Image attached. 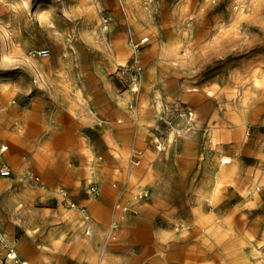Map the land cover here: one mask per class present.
<instances>
[{"label": "rangeland", "instance_id": "rangeland-1", "mask_svg": "<svg viewBox=\"0 0 264 264\" xmlns=\"http://www.w3.org/2000/svg\"><path fill=\"white\" fill-rule=\"evenodd\" d=\"M145 93L153 108L137 120L127 112ZM43 136L38 168L24 156ZM19 142L25 171L2 176L0 163L16 190H0V230L16 245L0 243V264L11 247L30 264H89L86 246L97 264H264V0H0V147ZM222 155L237 165L230 181L216 175ZM218 206L219 237L197 223ZM158 216L171 224L162 237L142 221Z\"/></svg>", "mask_w": 264, "mask_h": 264}, {"label": "bare ground", "instance_id": "bare-ground-1", "mask_svg": "<svg viewBox=\"0 0 264 264\" xmlns=\"http://www.w3.org/2000/svg\"><path fill=\"white\" fill-rule=\"evenodd\" d=\"M146 20H148V18H147V16H144L143 22H146ZM136 26H137L136 30L138 32L143 31L142 30V26H143L142 23H139V24L137 23ZM161 44H162V53L166 52L167 50L175 49V47L178 46L176 39H172V42H168V41L164 42V40H162ZM123 51H124V53H123L124 56L127 55L131 59L133 64L136 63V59L133 58L132 52L127 48L126 45H125ZM44 64H47V63H45V61H44ZM156 70H157V67L155 66L154 68L148 69L146 74L149 76L154 75L156 73ZM140 86H141L140 81L137 79V77H134L131 81L132 92H137V93L140 92L141 91ZM117 100H118V103L121 105V101H120L121 99L119 98ZM151 108H153L152 102H151L148 94L145 93V94L140 95V99H139L137 109L136 110L132 109L133 111H129V112H127V114H129L130 116H132L138 120V119L144 118V113L149 111ZM1 109L6 110L7 104H4L1 107ZM119 122H122V120H120ZM232 123L237 128L236 131L234 132V135H235V137L238 138L243 133V125H241V120L238 118H234L232 120ZM216 133H218V132H216ZM199 134H200L199 130H197L195 128L191 129L189 131L187 141H185V142H187V143L192 142V140L194 138L198 137ZM44 139H45V136H43V145L40 146L38 149H36V151H33V152L30 150L26 151V152H32V157H35V158H33V161L31 164L33 166H37L38 168L43 167V161L45 160V156L47 155V152L49 151V146L47 143H45ZM178 142L179 141L177 139V132L175 130L170 132V135L168 138V144H171V146L173 145L172 148H173L174 154H176V155H178L180 153V148H179ZM4 146H6V145H2V147H4ZM23 146H24V143L19 142L15 146V149H10V147H9V149H10L9 152H7L4 156L0 155V163L2 165L9 166V167H11V165H12L13 167H15L16 172L21 174L23 171H25L24 169L27 166L21 162L20 157H19V151L21 148H23ZM1 151H2V148L0 147V152ZM227 159H231L230 164H223V160H227ZM153 162L154 161H153V158L151 157V155L147 154L144 157L143 163L140 167H141V169H143V168L146 169V167L148 168L149 165H151ZM54 163H55L54 159L53 160L49 159L48 165H46V167L43 168L44 174H46V171L49 169V166H51V164H54ZM220 165H221V167L219 168V172L216 175L222 176L223 181H230L237 174V165H236L235 159L233 157L222 155L220 157ZM9 181L15 182V179H11ZM39 181L41 182V180H39ZM14 188L15 187H13L12 184H10V182H8L6 184L0 183V190L6 191V192L10 191L12 194H15L16 190ZM256 188H259V186H256ZM204 192H201V196H200L201 199L203 197H207L206 196L207 193H204ZM58 193H59V191H58ZM59 195H60L62 202H63V197L61 196L60 193H59ZM216 198H217V200L220 199L218 196H214L211 199H216ZM197 213H199V214L201 213L200 209L198 210ZM66 217L71 219L72 214L68 213L66 215ZM86 221L88 222L87 217H86ZM211 221H212V223H211V234H214L215 236L219 237V235L222 234L221 227L216 225L212 218H209V217L204 216V215L197 217V223H200L201 225L202 224L204 225L206 223L208 224V222H211ZM73 226H74L73 230H76V227L78 226V224H74ZM82 226H83V220L80 219V227H82ZM78 239L79 238L77 237L76 240H78ZM0 243L5 244V245H12L13 244L11 241H8L5 236H2V238L0 239ZM77 244L79 245L78 248L80 249L81 243L78 242ZM12 246H16V245H12ZM17 248H15V250L18 252L19 261H14V262L11 261L10 264H21L20 263L21 262V260H20L21 256H20V252L17 250ZM132 253L137 254V252L134 250L132 251ZM77 254H78L80 259L87 260L89 262V264H97V260H96L95 256L93 255V253L91 252V246H86V249H84V250L80 249V252ZM40 264H42V263H40ZM100 264H108V263H106L105 260H103Z\"/></svg>", "mask_w": 264, "mask_h": 264}, {"label": "built area", "instance_id": "built-area-1", "mask_svg": "<svg viewBox=\"0 0 264 264\" xmlns=\"http://www.w3.org/2000/svg\"><path fill=\"white\" fill-rule=\"evenodd\" d=\"M150 42V39L149 38H145V39H142L138 44H137V48H140L141 46H144V45H147L148 43ZM40 56H47L49 54V51L48 50H43L41 52L38 53ZM131 91H132V88H131ZM133 95H136L137 92H132ZM159 142V141H158ZM9 149V145H6L4 147H2V152H6L7 150ZM157 149L159 151H162L163 150V144L162 143H159L157 145ZM137 156V155H135ZM32 157V152H25V156H24V160H29L30 158ZM231 162V159H227V160H223V164H230ZM1 175L2 176H6V177H9L12 175V170L9 166H5L3 165L1 167ZM92 190H96V187H93ZM59 193L61 194V196L63 197V202L68 206H70L71 208H79V206L77 205V203L73 200V198L70 196L69 192L65 189H61L59 191ZM148 191H145L143 193V195L141 196V198H146L148 197ZM82 212L84 214H86L87 210L85 208H82L81 209ZM87 219H89L87 217ZM91 230L92 228H90L89 226L86 227V233L88 235L91 234ZM0 238H2V232L0 230ZM139 238H142V237H139ZM21 260V259H20ZM7 261L9 262H14V261H19V257H18V252L15 250V248L11 247L9 248L8 252H7ZM21 264H30V262L28 261H22L20 262Z\"/></svg>", "mask_w": 264, "mask_h": 264}, {"label": "crops", "instance_id": "crops-1", "mask_svg": "<svg viewBox=\"0 0 264 264\" xmlns=\"http://www.w3.org/2000/svg\"><path fill=\"white\" fill-rule=\"evenodd\" d=\"M51 175L52 174L47 175V180H49V181L52 180ZM219 208L220 207L218 206V208L210 211L211 213L206 212V216L209 218H212L214 220L215 224L218 225L219 227H221V224L223 222L224 217L221 216V210H219ZM146 219H145V217H144V219H142L143 222H147V223H143V225L146 226V225H149L148 223H151V226L154 228L156 237H162L164 235L163 232L167 231L171 225L169 221H167V220H165L159 216L157 218H152L151 220H146ZM203 234H204V236H206L205 233H203ZM200 238H202V236H200Z\"/></svg>", "mask_w": 264, "mask_h": 264}]
</instances>
